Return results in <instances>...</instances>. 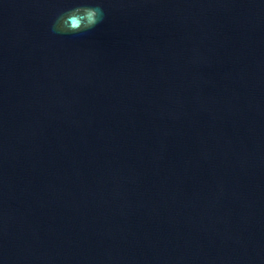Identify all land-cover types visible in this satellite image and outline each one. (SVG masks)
<instances>
[{
    "label": "water",
    "instance_id": "obj_1",
    "mask_svg": "<svg viewBox=\"0 0 264 264\" xmlns=\"http://www.w3.org/2000/svg\"><path fill=\"white\" fill-rule=\"evenodd\" d=\"M0 264H264V0H0Z\"/></svg>",
    "mask_w": 264,
    "mask_h": 264
},
{
    "label": "clouds",
    "instance_id": "obj_2",
    "mask_svg": "<svg viewBox=\"0 0 264 264\" xmlns=\"http://www.w3.org/2000/svg\"><path fill=\"white\" fill-rule=\"evenodd\" d=\"M105 18L103 8L97 4H80L60 12L51 24L55 34H79L95 28Z\"/></svg>",
    "mask_w": 264,
    "mask_h": 264
}]
</instances>
